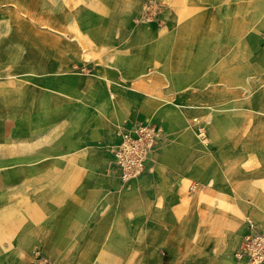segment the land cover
Masks as SVG:
<instances>
[{"label": "crops", "instance_id": "1", "mask_svg": "<svg viewBox=\"0 0 264 264\" xmlns=\"http://www.w3.org/2000/svg\"><path fill=\"white\" fill-rule=\"evenodd\" d=\"M165 1L142 23V0H0V264H248L235 251L245 217L264 224V0ZM32 32L58 34L63 72L15 71ZM141 122L164 137L133 185L152 199L132 201L110 149Z\"/></svg>", "mask_w": 264, "mask_h": 264}, {"label": "rangeland", "instance_id": "2", "mask_svg": "<svg viewBox=\"0 0 264 264\" xmlns=\"http://www.w3.org/2000/svg\"><path fill=\"white\" fill-rule=\"evenodd\" d=\"M140 15L137 18V20L139 22L142 23H151V21L153 20H158V18L160 17V19H166L164 15L167 14V11L170 10L172 8V6L169 5L168 2H166L165 0H142V2L140 3ZM136 8V7H135ZM162 17V18H161ZM36 19H34L32 17V21H34ZM34 24H38V23H34ZM43 41L42 44H44V47H41L42 49H39V44L38 42ZM59 43L60 40L58 39V34H56L55 32H49V33H31V48L30 49H25V50H15V54L19 56V54L21 55L23 52H25V64H16L15 65V71H26V72H44V73H61L63 72L62 68L63 66L61 65H56L54 64V60L56 59V57H62V56H69L70 57V52L69 50H63L59 48ZM30 56V57H29ZM16 61H18L17 56L15 58ZM29 69V70H28ZM78 71H81V69L79 68ZM68 73H71L74 75V66H70L67 68ZM49 89V87L47 88ZM199 120L193 119V123L194 124H198ZM195 128V134L196 137L199 139H202L205 141V143H208L207 137H206V132L205 134H201L200 136L196 133V129L198 127H202V126H198ZM204 128V127H203ZM205 129V128H204ZM48 131V130H47ZM64 131V130H62ZM206 131V129H205ZM203 136V137H202ZM205 137V138H204ZM117 145V144H116ZM114 147V146H113ZM113 147L110 149V157L112 158V152H113ZM112 171L114 172V174L116 175L117 179L119 180V182L122 184L123 187H125V189L127 190L126 192V198L128 200H132V201H147V200H151V195H150V191L147 190L146 192H140V194H137L135 192L134 189V184H142L144 182H141V179L144 176V173L137 177V178H131V179H123L122 177H120L119 172L115 166V164L113 163L112 160ZM155 171V170H154ZM153 172L150 171L148 172L146 175L150 176L151 173ZM159 198L158 200H163L166 199L167 197V193L166 191L160 187L159 189ZM191 198H188L187 200H192L194 199L192 197V195H190ZM156 199V198H153ZM244 225L248 224V220H252L253 222L257 223V221H255L253 218L251 217H245L244 218ZM147 226H143L144 229L150 228L149 224H146ZM243 225V223H242ZM241 225V226H242ZM243 227V226H242ZM244 242V241H243ZM243 246V243L240 247V249L235 251V255L239 260L243 261V257L239 256V253L241 252V248ZM162 257L164 258V261L166 262L167 257L165 256V254L162 255ZM44 262L47 263V260L45 258H41ZM149 264H154V257H149ZM244 263V262H243ZM249 264V262H248Z\"/></svg>", "mask_w": 264, "mask_h": 264}, {"label": "built area", "instance_id": "3", "mask_svg": "<svg viewBox=\"0 0 264 264\" xmlns=\"http://www.w3.org/2000/svg\"><path fill=\"white\" fill-rule=\"evenodd\" d=\"M205 132L203 127L196 129L199 136ZM119 137V143L113 147L112 160L120 177L131 179L145 172L146 163L163 140L164 131L161 126L141 122L121 130ZM248 230L239 256L247 258L249 264H264V224L248 220Z\"/></svg>", "mask_w": 264, "mask_h": 264}]
</instances>
